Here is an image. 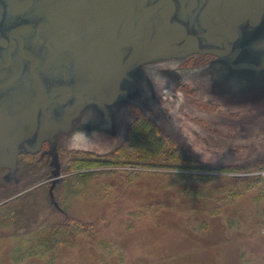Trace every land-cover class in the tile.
Listing matches in <instances>:
<instances>
[{
	"label": "rangeland",
	"instance_id": "1",
	"mask_svg": "<svg viewBox=\"0 0 264 264\" xmlns=\"http://www.w3.org/2000/svg\"><path fill=\"white\" fill-rule=\"evenodd\" d=\"M139 65L125 75L110 121L93 109L61 142L60 171L37 165L6 180L0 170V196L23 213L0 242V264L34 245L27 230L64 216L79 231L58 237L55 253L17 264H264V46ZM139 114L159 127L161 155L133 142ZM71 151L97 162L89 172L68 169ZM53 181L51 204L39 195Z\"/></svg>",
	"mask_w": 264,
	"mask_h": 264
},
{
	"label": "flooded vegetation",
	"instance_id": "2",
	"mask_svg": "<svg viewBox=\"0 0 264 264\" xmlns=\"http://www.w3.org/2000/svg\"><path fill=\"white\" fill-rule=\"evenodd\" d=\"M239 44L264 46V0H0L1 173L56 172L61 142L93 109L111 120L141 60L225 57Z\"/></svg>",
	"mask_w": 264,
	"mask_h": 264
},
{
	"label": "trees",
	"instance_id": "3",
	"mask_svg": "<svg viewBox=\"0 0 264 264\" xmlns=\"http://www.w3.org/2000/svg\"><path fill=\"white\" fill-rule=\"evenodd\" d=\"M135 123L132 126V133L138 137V140L132 136L133 142L135 141L137 145L139 146V139L140 141L146 142V149L149 151H152L157 155V149L161 148L162 151L159 152L160 155L163 153V148L160 145L159 140L156 138V131L159 128L155 123H152V121L147 120L145 115H137L135 117ZM120 151V154L123 155V149H117L113 151V153L117 154ZM165 154L162 157H165ZM158 156V155H157ZM162 162L165 159H161ZM170 160H173L171 157ZM176 160L177 157H176ZM94 157H78V156H73L69 157L67 159V168L71 169L73 166L77 169H86L84 172H89L91 167H93V163H96ZM90 167V168H89ZM67 170V169H66ZM84 176V175H83ZM243 176H230L229 178H232L233 180L237 178H242ZM244 179L246 176L243 177ZM6 184V183H4ZM55 184L54 182H51L50 187L48 189V192H41L39 197L42 199H48L51 204L52 201H57L55 200V197L52 191V186ZM40 188V186H38ZM39 188H34V189H39ZM11 197V196H10ZM8 197L6 199H2L0 196V242L2 238H6L7 234H9L10 230L13 228V225L16 221H19L20 215L23 213L21 212V209H14L11 206L12 199ZM38 197V194H37ZM51 197V198H50ZM27 198V197H26ZM20 200H25V199H20ZM52 200V201H51ZM59 200V199H58ZM43 201V200H41ZM60 205V204H59ZM61 206V205H60ZM44 221V220H43ZM41 221L39 225H34L35 227L33 229H30L29 231L25 232L26 237H25V244H30L32 241H34L33 246H25L24 248L21 247H16L15 252H14V258L16 260H12L14 264L25 262L28 259H31L33 256H40L43 257L46 255V252L52 251L54 252V242L57 240L58 237H69L72 238L73 235H75L76 231H79L76 226L80 225L77 221L76 218L74 217H62L57 221L50 222V223H44ZM82 223V222H81ZM77 224V225H76ZM90 224V225H89ZM84 226H86L87 230L88 228L92 229L91 223H83ZM54 255L51 254V256L48 258L47 261H50V263L53 262L54 260Z\"/></svg>",
	"mask_w": 264,
	"mask_h": 264
},
{
	"label": "water",
	"instance_id": "4",
	"mask_svg": "<svg viewBox=\"0 0 264 264\" xmlns=\"http://www.w3.org/2000/svg\"><path fill=\"white\" fill-rule=\"evenodd\" d=\"M9 143H6L4 146L0 147V151L5 147L7 146Z\"/></svg>",
	"mask_w": 264,
	"mask_h": 264
}]
</instances>
